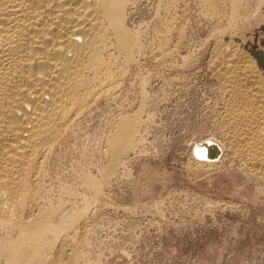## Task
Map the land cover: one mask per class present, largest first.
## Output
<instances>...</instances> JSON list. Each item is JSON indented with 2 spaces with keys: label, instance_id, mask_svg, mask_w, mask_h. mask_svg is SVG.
I'll list each match as a JSON object with an SVG mask.
<instances>
[{
  "label": "rangeland",
  "instance_id": "rangeland-1",
  "mask_svg": "<svg viewBox=\"0 0 264 264\" xmlns=\"http://www.w3.org/2000/svg\"><path fill=\"white\" fill-rule=\"evenodd\" d=\"M236 1L135 0L125 21L137 34L132 58L112 44L105 54L119 85L111 94L95 88L93 96L80 97L84 103L78 97L67 126L36 158L23 187L35 195L0 222V243L24 250L0 258L7 264H70L76 257L71 264H264V163L246 162L228 136L229 96L210 64L236 39L264 84V0ZM123 118L134 136L115 160L110 145ZM207 139L221 147L214 162L192 152ZM35 213L41 223H34V234L26 221Z\"/></svg>",
  "mask_w": 264,
  "mask_h": 264
},
{
  "label": "bare ground",
  "instance_id": "bare-ground-1",
  "mask_svg": "<svg viewBox=\"0 0 264 264\" xmlns=\"http://www.w3.org/2000/svg\"><path fill=\"white\" fill-rule=\"evenodd\" d=\"M134 2L135 0H0V219L6 216L5 213H11L14 207L21 208L23 203L26 204L25 201L29 202L35 195L34 191H24L25 179L30 176L36 158L45 151L48 141L52 142L63 126H67L65 124L70 113L74 111L72 106L76 107L79 98L93 96L95 88L111 94L119 85L118 77L109 66L111 59L108 60L105 54L112 44L118 55L127 61L132 58V37L137 34L126 26L125 21ZM169 29L172 31V28ZM136 39L135 42L139 41ZM235 40L230 41L231 49L224 57L215 53L210 64L223 83L226 90L223 91L229 96L226 104L224 103L223 116L229 129L228 136L234 139L235 146L246 162L262 165L264 84L258 67ZM218 49L219 47L217 51ZM120 123L121 130L111 140V145L109 143L113 159L129 149L134 136L132 123L124 118ZM201 143L196 144L200 153L211 152L212 147L200 145ZM50 146L48 150L51 149ZM45 152L43 156L49 151ZM36 165L40 167L38 163ZM37 216L35 213L30 218L32 221H26L29 226L33 224V232L39 230L35 229L34 223H41L40 220L37 221ZM48 220L42 219L44 223ZM6 246L0 243V255L3 257L6 251L18 256L17 253L24 250L15 245L12 246L16 248ZM3 257L0 258V264L9 263L7 257ZM49 257L53 255L49 254ZM18 260L13 259L10 263L20 264ZM71 261L70 264L73 262Z\"/></svg>",
  "mask_w": 264,
  "mask_h": 264
},
{
  "label": "water",
  "instance_id": "water-1",
  "mask_svg": "<svg viewBox=\"0 0 264 264\" xmlns=\"http://www.w3.org/2000/svg\"><path fill=\"white\" fill-rule=\"evenodd\" d=\"M200 145H203V146L207 145L208 147H212V148L210 149L211 152L207 154H202L198 151L196 144H194L192 148V152H193V155L198 159H204V160L212 159L213 160V159L218 158L219 155L221 154L219 146L210 140L202 141ZM208 155L210 158H208Z\"/></svg>",
  "mask_w": 264,
  "mask_h": 264
}]
</instances>
